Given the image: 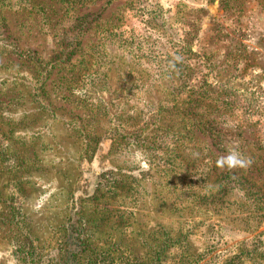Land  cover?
<instances>
[{"label":"rangeland","instance_id":"obj_1","mask_svg":"<svg viewBox=\"0 0 264 264\" xmlns=\"http://www.w3.org/2000/svg\"><path fill=\"white\" fill-rule=\"evenodd\" d=\"M18 1L0 4V264H62L71 232L81 264H175L170 243L158 260L167 234L186 237L198 264L252 246L264 224L229 229L230 210L202 208V176L191 189L216 151L190 123L214 122L236 138L222 146L244 137L258 153L264 0ZM117 182L132 185L92 200ZM115 208L121 219H84Z\"/></svg>","mask_w":264,"mask_h":264},{"label":"trees","instance_id":"obj_2","mask_svg":"<svg viewBox=\"0 0 264 264\" xmlns=\"http://www.w3.org/2000/svg\"><path fill=\"white\" fill-rule=\"evenodd\" d=\"M20 1L21 0H19L18 2ZM67 2L76 7L80 4V2H82V0L73 2H70V0H68ZM2 3V0H0V4ZM16 5H18V3H16ZM74 7L72 8L74 9ZM127 78L134 80V77H132L130 73H127L124 80L127 81ZM99 115H101L100 111H98L96 117H98ZM190 124L192 126V132L194 130H200L203 134H206L208 136V138L212 141V147H214L216 153L212 152L210 148L207 147L209 153L207 154V157H205V159H203L202 161V173L196 172L195 176H197V181H195L192 186H190V182L184 180L185 178H187L186 171H175V178L177 179V181L183 183L180 192L184 193L186 191L184 188L188 189L189 186L192 190L201 186L200 176H202V208L205 209L207 207L205 209V211L207 212H210L211 210H230V214L227 215L226 219L224 218L225 222L226 220L228 222L226 227H229V229L233 227L236 230L246 231L248 234L257 232L260 228H262L264 224V142L260 145V147H258V153L252 154L248 149L249 145L246 139H243L244 137H241V140L238 139V141H231L232 143L238 144L240 151L245 156L250 157L253 163L251 167L246 171L243 169L236 170L235 172H229L227 170L221 171L216 167L215 162L220 156V152H222V150H225V154H227V147L222 145H224L225 142L226 144L229 143L230 139L236 138L232 137L233 134L227 135V133L225 134L224 130H219L217 129V127L211 126V124L216 125V123L211 121L209 123L202 122V129L201 127H199L201 125H195V123L193 122H191ZM235 126L238 130H241L243 128L246 129L245 126ZM121 133H124V130H121ZM128 134L129 133H126V135ZM238 137H240V135ZM118 142L119 145H122L120 141ZM149 157L152 158L151 155H148V158ZM133 182H135L134 186L128 188L129 192L132 194L134 193L136 180L133 179ZM131 185L132 183L128 185L126 183L117 182L113 187H111L110 191H105V189L103 188L104 186H100V188L98 186L96 192L93 194L92 200L98 201L101 197H107V199L115 202L117 197L125 195L124 189L127 186ZM215 189L218 190L219 195L215 194L217 195V197L214 198V193L212 192H214ZM207 192H211L212 199L208 202H205L206 198L210 196L209 194H207ZM99 194L101 195L99 196ZM218 198H222V201L219 202L220 199ZM213 200L220 204L218 206V209L216 208L217 205H215ZM106 214H112V218L114 215L115 219H121L124 212H122V210L118 208H115L113 210L105 209V211H102L100 213V218L84 217V219L87 222H89V220H91V222H101V218L106 219ZM77 237L78 236H74V233L72 232L66 235V245L67 247H72V249L64 252L65 257L62 258V264H81L79 262L78 254L85 252V247L81 249L79 245H83L84 240L81 241L82 243L79 242L78 246L75 243L70 242L71 238L77 239ZM170 237L171 236L167 234L166 242H164V244L159 243L158 245L157 255L159 261L167 260L170 250H165L164 248L172 247L171 245H173L171 260H173L175 264H198L199 261L196 260L198 254L193 251H189V249L186 247V237H184L183 235H178L176 238L173 237V240H171ZM253 240L255 242L252 246H250L251 244H245L238 249V254L227 258L226 261H228L224 262V264H264V230H262V232H259ZM175 246H178V249L174 248Z\"/></svg>","mask_w":264,"mask_h":264},{"label":"clouds","instance_id":"obj_3","mask_svg":"<svg viewBox=\"0 0 264 264\" xmlns=\"http://www.w3.org/2000/svg\"><path fill=\"white\" fill-rule=\"evenodd\" d=\"M179 61L180 57H175ZM143 157L137 153V160H142ZM216 167L221 171L227 170L235 172L236 170H247L251 167L253 161L250 157L245 156L239 149V145L232 143L227 146V154L221 155L216 160ZM142 167L147 170V163L142 164Z\"/></svg>","mask_w":264,"mask_h":264}]
</instances>
